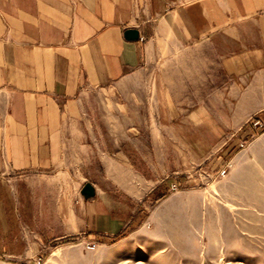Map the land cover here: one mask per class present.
Masks as SVG:
<instances>
[{
	"label": "rangeland",
	"instance_id": "1",
	"mask_svg": "<svg viewBox=\"0 0 264 264\" xmlns=\"http://www.w3.org/2000/svg\"><path fill=\"white\" fill-rule=\"evenodd\" d=\"M209 52L175 47L115 89L85 91L67 128L85 178L68 195L94 187L101 229L87 201L60 213L53 185L19 182L21 224L0 208V264H264V109ZM112 220L121 228L103 232Z\"/></svg>",
	"mask_w": 264,
	"mask_h": 264
},
{
	"label": "crops",
	"instance_id": "2",
	"mask_svg": "<svg viewBox=\"0 0 264 264\" xmlns=\"http://www.w3.org/2000/svg\"><path fill=\"white\" fill-rule=\"evenodd\" d=\"M128 29L139 37L128 39ZM197 44L219 58L234 94L259 97L264 109V0H0V208L10 202L19 225L10 192L50 183L60 213L87 201L101 229L95 198L68 195L85 178L67 151L83 94L115 89L173 48ZM107 223L103 232L122 226Z\"/></svg>",
	"mask_w": 264,
	"mask_h": 264
},
{
	"label": "water",
	"instance_id": "3",
	"mask_svg": "<svg viewBox=\"0 0 264 264\" xmlns=\"http://www.w3.org/2000/svg\"><path fill=\"white\" fill-rule=\"evenodd\" d=\"M125 34H126V37L130 40L137 39L139 37V32L136 29H128ZM82 192L83 194H86V195H93L94 187L90 183H87L85 184Z\"/></svg>",
	"mask_w": 264,
	"mask_h": 264
},
{
	"label": "trees",
	"instance_id": "4",
	"mask_svg": "<svg viewBox=\"0 0 264 264\" xmlns=\"http://www.w3.org/2000/svg\"><path fill=\"white\" fill-rule=\"evenodd\" d=\"M161 191V186L160 187H158L155 191H154V196H156L157 198L158 197H163L164 195H165V193H163L161 196H157V195H159V192ZM125 235H122V236H120V237H124ZM119 237V238H120Z\"/></svg>",
	"mask_w": 264,
	"mask_h": 264
},
{
	"label": "bare ground",
	"instance_id": "5",
	"mask_svg": "<svg viewBox=\"0 0 264 264\" xmlns=\"http://www.w3.org/2000/svg\"><path fill=\"white\" fill-rule=\"evenodd\" d=\"M169 254V253H168Z\"/></svg>",
	"mask_w": 264,
	"mask_h": 264
}]
</instances>
